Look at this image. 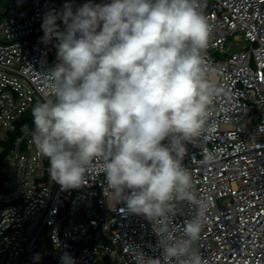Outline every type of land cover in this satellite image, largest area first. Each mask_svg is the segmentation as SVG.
Returning a JSON list of instances; mask_svg holds the SVG:
<instances>
[{
	"label": "built area",
	"instance_id": "obj_1",
	"mask_svg": "<svg viewBox=\"0 0 264 264\" xmlns=\"http://www.w3.org/2000/svg\"><path fill=\"white\" fill-rule=\"evenodd\" d=\"M66 2L75 11L89 0H13L0 8V264H61L65 252L76 264H134L133 250L160 257L151 223L107 197L98 165L80 189L62 190L32 143L43 74L58 62V40L42 43L41 24ZM201 5L210 26L201 57L227 95L212 106V133L188 144L183 161L212 201L196 247L207 264H264V0ZM57 25L65 30L62 20ZM206 153L215 157L210 164L201 163ZM181 208L177 227L193 215Z\"/></svg>",
	"mask_w": 264,
	"mask_h": 264
},
{
	"label": "clouds",
	"instance_id": "obj_2",
	"mask_svg": "<svg viewBox=\"0 0 264 264\" xmlns=\"http://www.w3.org/2000/svg\"><path fill=\"white\" fill-rule=\"evenodd\" d=\"M41 28L42 43L58 40V62L43 74L32 143L51 180L80 189L98 165L107 197L158 238L160 257L133 250L134 264H207L196 245L212 201L183 161L188 144L212 133V106L227 91L201 57L210 33L201 0H89L75 11L66 2L44 13ZM181 205L193 215L177 227ZM60 261L76 264L67 252Z\"/></svg>",
	"mask_w": 264,
	"mask_h": 264
},
{
	"label": "rangeland",
	"instance_id": "obj_3",
	"mask_svg": "<svg viewBox=\"0 0 264 264\" xmlns=\"http://www.w3.org/2000/svg\"><path fill=\"white\" fill-rule=\"evenodd\" d=\"M13 0H0V8H8L11 6ZM1 21V19H0ZM237 50V48L235 49ZM31 124L33 125L32 121H31Z\"/></svg>",
	"mask_w": 264,
	"mask_h": 264
}]
</instances>
